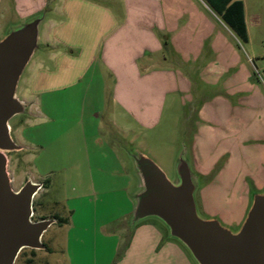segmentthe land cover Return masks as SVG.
<instances>
[{"label": "rangeland", "instance_id": "obj_1", "mask_svg": "<svg viewBox=\"0 0 264 264\" xmlns=\"http://www.w3.org/2000/svg\"><path fill=\"white\" fill-rule=\"evenodd\" d=\"M242 1L246 40L203 0H180L177 24L186 27L182 47L170 44L169 34L155 31L162 48L143 50L134 60L143 74L145 67L147 75L162 71L160 75L167 76L150 80L146 118L140 123L120 107L113 94L114 76L99 56L83 57V72L72 85L61 81L33 91L38 69L56 70L64 58L52 59L53 53H64V43L49 48L44 40L53 31L51 19L64 23L62 2L0 0V38L10 26L44 13L40 48L17 86L26 110L9 121L11 135L22 148L6 153L11 186L19 189L28 177L50 180L34 195L31 218L56 214L68 221L64 226L52 223L42 234L41 241L51 250L23 248L14 264H115L122 258L131 229L128 198L131 195L134 203L137 183L129 156L135 151L148 155L172 180L185 146L199 174V214L238 229L250 194L264 187V0ZM120 2L95 1L117 10ZM129 83L137 92V82ZM201 168L208 169L196 170ZM124 179L128 189L118 191ZM143 223L162 226L152 218ZM148 257L137 254L127 261L166 262Z\"/></svg>", "mask_w": 264, "mask_h": 264}, {"label": "water", "instance_id": "obj_2", "mask_svg": "<svg viewBox=\"0 0 264 264\" xmlns=\"http://www.w3.org/2000/svg\"><path fill=\"white\" fill-rule=\"evenodd\" d=\"M40 12L10 26L0 38V264H14L23 248L44 249V231L55 218L32 220L33 197L42 187L29 177L14 190L7 170V152L20 150L10 119L22 115L26 103L17 96L20 76L40 48ZM137 187L131 226L156 219L168 237L179 242L194 264H264V187L250 194L249 206L237 230L198 212V174L184 146L174 166V178L145 153L129 154Z\"/></svg>", "mask_w": 264, "mask_h": 264}, {"label": "crops", "instance_id": "obj_3", "mask_svg": "<svg viewBox=\"0 0 264 264\" xmlns=\"http://www.w3.org/2000/svg\"><path fill=\"white\" fill-rule=\"evenodd\" d=\"M60 1L62 2L60 14L64 15V23L51 19L53 31L51 34L48 33L50 36L46 35L44 40L49 48H53L57 43H64V53L60 52L57 55L53 53L56 56L52 54V59L56 57L57 60L62 56L64 58L57 61L56 70L43 69V67L38 69L33 80V91L45 89L55 82L64 81L68 85L74 83V78L77 79L83 72L79 65L81 60L99 56L98 61L101 60L114 76L113 94L118 99L120 107L142 123L146 118L150 80L155 81L167 76L160 75L162 71L157 72L159 74L154 72L147 75L145 67H143L145 71L143 74L142 68L139 70L134 60L143 50L159 51L162 48L155 31L162 32L163 36L169 34L170 44L177 49L182 47V33L184 32L183 35H185L186 27L184 25L178 27L177 24L180 0H120L119 10L107 4L95 3L96 0ZM203 3L208 6L205 0ZM58 8L53 7L52 11ZM75 50H79L78 54H75ZM134 81L137 82L135 84L137 92L131 90L132 85L129 83ZM202 112L201 108L199 110L201 119ZM196 138L198 139L197 135ZM113 154L114 161H117L116 154L114 152ZM207 169L196 170L201 173ZM114 173L117 174V172ZM45 182V187H48L51 181L45 180ZM128 185L129 181L124 179L117 190L126 192ZM128 199L127 213L131 216L133 208L131 195ZM57 216L64 220L61 226L68 222L63 215ZM144 221L129 228L124 255L115 264H132V261L128 263L127 260L137 254L141 257L151 256L148 257V261L155 257H163L166 260L165 264H181L182 261L183 264H189L184 250L175 243L176 240L173 239L175 242L170 240L172 238L168 237L163 226L160 228L154 224H145ZM47 250L51 249L47 247Z\"/></svg>", "mask_w": 264, "mask_h": 264}, {"label": "trees", "instance_id": "obj_4", "mask_svg": "<svg viewBox=\"0 0 264 264\" xmlns=\"http://www.w3.org/2000/svg\"><path fill=\"white\" fill-rule=\"evenodd\" d=\"M208 6L219 14L221 19L228 24V26L243 40L247 39L246 25L244 20V9L242 0H205ZM167 42H165L166 44ZM199 175V174H198ZM42 186H46L43 182ZM44 218V217H40ZM39 218V219H40ZM52 218L56 219V223L61 224L64 220L53 215ZM47 249V246H45ZM34 252V249H30ZM28 259L27 261H30Z\"/></svg>", "mask_w": 264, "mask_h": 264}]
</instances>
